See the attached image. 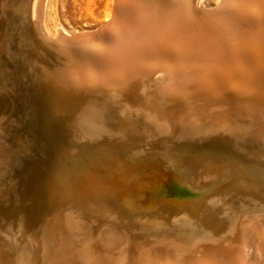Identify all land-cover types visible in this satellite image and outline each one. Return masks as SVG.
Returning <instances> with one entry per match:
<instances>
[{"label": "bare ground", "instance_id": "1", "mask_svg": "<svg viewBox=\"0 0 264 264\" xmlns=\"http://www.w3.org/2000/svg\"><path fill=\"white\" fill-rule=\"evenodd\" d=\"M40 1H27L23 45H12L16 52L21 48L25 53L22 58L15 56L25 75L28 66L23 63L24 57L40 63L35 68L29 62L31 73H38V78L49 80V75L57 72L55 84L59 91L51 95L52 103L47 105L54 114L68 117L73 124L79 120L85 130L108 127L109 117H115L117 112L127 132L145 142H159L193 127L191 119L223 127H228L227 121L240 122V127L246 129L243 133L250 134L254 128L249 125L251 118L232 115L231 105L236 103L254 113L253 119L264 129V0H219L216 6L206 9L202 0H197L199 8L192 6L193 0H114L112 16L102 25L107 26L109 34L101 36L68 31L60 25L53 26L49 34L38 17ZM122 3L127 5L125 9L120 7ZM25 43L37 45L43 57L28 52ZM61 55L66 58L64 62ZM157 71L161 79L153 81ZM15 81L10 77L11 84L22 90ZM38 81L32 85L37 92L42 89ZM17 112L26 116L22 109ZM144 150L140 143L114 156L108 167L101 164L80 171L84 194L96 193L106 201L108 194L102 189L105 180L119 175L131 182L137 180L132 187L138 201L155 205L163 195L177 190L176 182L161 173V168H170L173 174L180 175L177 179H190L199 185L204 184L205 177L215 178L223 170L224 163L209 156L172 152L163 147L153 151L161 157L162 164L158 168L144 167L143 174L121 160H139ZM194 171L198 175L191 174ZM167 200L184 204L181 199ZM256 220L239 219L235 234L221 242L189 247L162 242L164 246L158 249L141 245L130 257L121 253L125 248L121 240L113 239L116 254L108 255L107 246L98 239L92 253L84 258L85 263L78 264H264V214Z\"/></svg>", "mask_w": 264, "mask_h": 264}, {"label": "rangeland", "instance_id": "2", "mask_svg": "<svg viewBox=\"0 0 264 264\" xmlns=\"http://www.w3.org/2000/svg\"><path fill=\"white\" fill-rule=\"evenodd\" d=\"M27 1L0 0V264L85 263L98 239L107 246L108 255L116 254L113 239L121 240L122 247H125L121 248V253L126 256L135 255V249L141 245L159 248L174 243L189 247L196 243L221 242L235 234L239 219H262L264 129L261 130V123L253 119L254 113L236 103L232 104L234 107L231 105L234 109L232 115L251 118L248 119L251 120L249 125L254 130L251 129L250 134L248 131L243 133L246 129L240 127V122L227 121L228 127H223L191 119L193 127L182 129L163 141L145 142L126 131L117 112L115 117H109L108 127L83 130L79 120L73 124L68 117L58 116L48 109L47 105H51L52 98L59 91L55 84L57 72L49 75V81L38 78V73H31L29 66L34 64L37 68L39 62L24 57L23 63L28 66L29 73L26 75L21 70L22 63L16 64L15 56L22 58L25 53L21 48L16 52V46L12 44L23 45L22 23ZM113 1L41 0L38 17L49 34L55 25L81 33L102 26L111 18ZM218 2L202 0V7H213ZM145 3L140 2L143 6ZM192 6L200 7L197 0L192 1ZM158 8L164 9L163 6ZM33 44L25 43L28 52H37L41 55L36 53L38 58L43 57ZM61 56L64 62L66 58ZM152 76L153 81L159 80L161 72ZM10 77L22 80L28 87L39 80L42 89L34 91L45 95L43 98H47V102L42 96L36 100L31 94L16 89ZM20 109L26 112V116L17 112ZM36 115L39 119L35 118ZM33 126L45 134L44 139L37 135ZM140 143L146 149L140 152L141 159L121 160L131 169H141L142 174L144 167L162 164L161 157L153 154L158 147L209 156L224 163L223 170L215 178L205 177L202 179L204 184L199 185L190 179H177L180 175L173 174L170 168H161V173H167L176 182L177 190L163 195L162 201L155 205L138 201L132 187L137 180L131 182L119 175L105 180L102 189L108 194L106 201H101L96 193L84 194L80 171L101 164L108 167L114 156H121ZM198 173L191 172L193 175ZM199 186L202 188L198 189ZM169 197L181 199L185 205L167 200Z\"/></svg>", "mask_w": 264, "mask_h": 264}, {"label": "water", "instance_id": "3", "mask_svg": "<svg viewBox=\"0 0 264 264\" xmlns=\"http://www.w3.org/2000/svg\"><path fill=\"white\" fill-rule=\"evenodd\" d=\"M120 7L122 8V9H125V5L124 4H120ZM203 9H206V8H203ZM85 34H92V35H94V36H101V35H105V34H109V30L107 29V26H101L100 27V25L97 27V28H95V29H92V30H86L85 32H84ZM22 74H20V76H21ZM23 76V75H22ZM20 78H22V77H20ZM22 81V80H21ZM18 81L17 79H16V81H15V83L19 86V88H21L24 92H27V93H29V94H31L33 97H34V99H36V100H39L40 99V95L39 94H36V91H34L35 89H36V87L35 86H31V87H28V85L27 84H24V82L22 81ZM35 92V93H34ZM39 102V101H38ZM39 117H41L39 114H37ZM35 116V118L37 119H39V117L38 116ZM43 120H45V119H43ZM40 121H42V119L40 120ZM35 123V122H34ZM34 127V130H35V132L37 133V135L39 136V137H41L42 139H44L45 138V134L44 133H42V132H40L37 128H35V126H33Z\"/></svg>", "mask_w": 264, "mask_h": 264}]
</instances>
